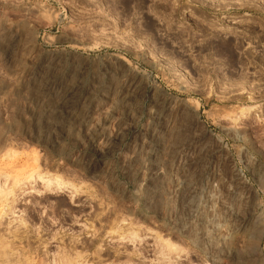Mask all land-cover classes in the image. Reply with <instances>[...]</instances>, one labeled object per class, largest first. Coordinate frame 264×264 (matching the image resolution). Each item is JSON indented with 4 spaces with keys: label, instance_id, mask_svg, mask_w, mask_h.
<instances>
[{
    "label": "rangeland",
    "instance_id": "1",
    "mask_svg": "<svg viewBox=\"0 0 264 264\" xmlns=\"http://www.w3.org/2000/svg\"><path fill=\"white\" fill-rule=\"evenodd\" d=\"M0 264H264V0H0Z\"/></svg>",
    "mask_w": 264,
    "mask_h": 264
}]
</instances>
